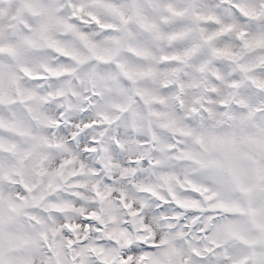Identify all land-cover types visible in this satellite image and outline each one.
Listing matches in <instances>:
<instances>
[{"label":"snow or ice","instance_id":"obj_1","mask_svg":"<svg viewBox=\"0 0 264 264\" xmlns=\"http://www.w3.org/2000/svg\"><path fill=\"white\" fill-rule=\"evenodd\" d=\"M0 264H264V0H0Z\"/></svg>","mask_w":264,"mask_h":264}]
</instances>
